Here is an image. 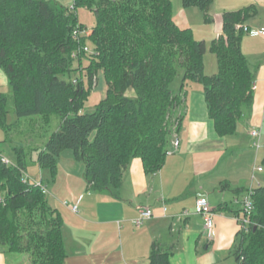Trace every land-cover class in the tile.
<instances>
[{
    "label": "trees",
    "instance_id": "obj_1",
    "mask_svg": "<svg viewBox=\"0 0 264 264\" xmlns=\"http://www.w3.org/2000/svg\"><path fill=\"white\" fill-rule=\"evenodd\" d=\"M212 3L181 0L184 9L199 10L204 23L212 21ZM77 8L95 14L90 34L79 41L72 33L85 28L77 21ZM253 13V7L223 13L222 32L207 47L191 30L176 26L170 0H73L71 8L54 0H0V69L11 90V95L0 93V129H12L6 125L9 100L18 121L39 117L47 126L57 117L58 130L37 151L38 168L54 178L59 158L70 151L74 162L83 164L90 191L118 198L122 171L132 159L139 158L147 174L164 165L175 126L172 110L182 103L171 90L180 73L182 85L202 86L215 133L236 132L251 110L254 84L241 47L244 33L236 26ZM86 43L92 55L82 51ZM207 50L216 59L213 75L205 73ZM76 71L78 76L70 78ZM100 71L105 96L85 113ZM13 152V166L0 160V248L28 256L29 264H64L62 217L40 188L23 181L24 149ZM260 166L263 183L253 190L249 231L238 233L236 264H264V158ZM241 214L240 208L234 217ZM149 263L170 264V253L153 244Z\"/></svg>",
    "mask_w": 264,
    "mask_h": 264
},
{
    "label": "crops",
    "instance_id": "obj_2",
    "mask_svg": "<svg viewBox=\"0 0 264 264\" xmlns=\"http://www.w3.org/2000/svg\"><path fill=\"white\" fill-rule=\"evenodd\" d=\"M249 7L254 8V13L243 26L256 30L264 28V0H213L209 10L211 23L203 22L198 9H184L181 0H175L172 19L178 28L191 30L194 39L208 47L222 32L223 13ZM241 47L256 87L251 110L238 122L233 135L219 137L215 133L202 86L189 81L182 85L181 75L175 90L171 88L180 94L182 103L172 110L175 126L168 149L174 140H178L179 145L173 154L166 156L158 172L147 174L141 160L132 159L122 171L118 198H112L107 192L90 191L83 180L84 170L79 169L80 174L75 175L76 162L72 155L66 158H63L64 153L61 155L52 180L58 192L59 186L62 185L63 190L66 183V201L54 198V205L60 208L51 207L62 217L64 264H150L153 244L170 253V264H236L234 253L240 238L234 216L240 211V202L246 192L263 183L262 173L254 172L250 158H242L253 151L255 161L263 149H254L250 131H260L261 144L264 37L244 34ZM204 66L206 75L216 73V64L215 68L210 65V70L205 62ZM6 88L10 89L8 80L0 69V93ZM106 90L105 84L98 95L100 100ZM61 160L65 167L63 173L59 170ZM41 171L38 168L40 177ZM201 194L206 196L214 213L212 240L208 239L204 220L195 214L196 198ZM75 205L77 213L71 211ZM141 207L152 208L154 215L141 228L134 229L131 220ZM183 212L187 215L183 216ZM23 255L7 253L0 248V264H29Z\"/></svg>",
    "mask_w": 264,
    "mask_h": 264
},
{
    "label": "rangeland",
    "instance_id": "obj_3",
    "mask_svg": "<svg viewBox=\"0 0 264 264\" xmlns=\"http://www.w3.org/2000/svg\"><path fill=\"white\" fill-rule=\"evenodd\" d=\"M55 1V0H54ZM171 3L175 0H170ZM60 2V1H59ZM63 3H59L60 5L64 6L65 8H71L72 4H73V0H63ZM174 5V3H173ZM77 21L80 25H82L87 32L91 31V29L93 28L94 24H95V14L89 10H86L84 8H77L76 11H74ZM201 15V14H200ZM86 45L88 46V48L92 49V46L89 43H86ZM89 55V54H87ZM204 62L205 65L208 67V69L210 70V65H214L215 68V64H216V59L215 56L209 52V50L206 51L205 55H204ZM87 66V62L84 61L83 62V67ZM74 70L77 69V65L76 63H74L73 65ZM216 70V69H214ZM214 72V71H213ZM84 73V72H83ZM78 72H72V74L70 75V78H75L78 76ZM182 75V73H180L176 79V81L172 84L171 88L172 90L177 87L178 83H179V78ZM96 85L95 88L92 87L93 92L89 95V97L86 100L85 103V107H84V112L88 113L91 112L94 107L95 104H98L100 99L98 97V95H100V89L102 90L104 88V79H103V75L102 73L98 75V77H96ZM97 87V88H96ZM1 93L6 94V95H11V90L10 89H2ZM129 96H131V92H128ZM6 125L7 126H12L11 130L9 132H4L3 129H0V151L3 154L4 157H6L8 160L14 162L15 160V154L13 152L14 148H20V149H24L25 153L24 155L27 158V162H28V167L27 170L25 172V174L30 178L31 181H35V182H42L43 186L46 187L47 191H48V199H49V203L51 206H55V208H60L59 205H54V198H56L57 200H60V202H64V200L66 201V197L65 195H67L66 192V183L64 184V188L63 190L61 189V186H59L58 191H55V187L53 185L54 181L52 180L48 170H42L41 171V175L42 177L39 176V172H38V168L35 164V159H36V153L38 150H40L43 147V144L45 143V141L48 139V137L56 132L58 130V125H59V120L57 117H53L52 121H50L49 125H44L41 121L39 117H31V118H23L20 121H18V117L16 116L15 113V109H14V105L12 100H9L8 104H7V114H6ZM262 147L263 149H261L258 158L254 161L253 160V156H254V152L251 151L252 153L249 155H246L242 158V159H246V158H250V163H251V167L255 166L254 168H256L257 166H260L261 164V160L264 158V130L262 131V141H261ZM30 149H36L32 152H29ZM71 155L70 151H66L63 154V158H66L67 156ZM253 160V161H252ZM75 175H79V169L84 170V166L81 163H75ZM59 170L60 172L63 173V169L64 167V162L63 160H61L60 164H59ZM65 175V173H64ZM64 177V176H63ZM68 202V201H67ZM57 204V203H56ZM3 250H5L4 248H2ZM27 258L28 263L29 262V258L26 255H23Z\"/></svg>",
    "mask_w": 264,
    "mask_h": 264
},
{
    "label": "built area",
    "instance_id": "obj_4",
    "mask_svg": "<svg viewBox=\"0 0 264 264\" xmlns=\"http://www.w3.org/2000/svg\"><path fill=\"white\" fill-rule=\"evenodd\" d=\"M236 29L237 30L242 29L244 34H248L251 36L264 37V28L256 30V29H249L243 25H237ZM89 34H90V31L87 32L86 29L81 30L79 28H76V29H74L72 36H73V39H75L76 41H79L80 37H87ZM82 51L85 54H89V55L93 54V51L90 48H88V46H83ZM80 52H81V48H78V51H76L72 54V58L76 59L77 55ZM96 80H97V78L94 77L93 82H92V87H94V88H95V85L97 83ZM255 87H256L255 84H253L252 90H254ZM250 137L254 140V143H253L254 149L256 151L260 150L262 148V146L260 144V131L258 129H252L250 131ZM178 145H179V141L174 140L172 142L171 147L169 149H167L166 156L173 154L177 150ZM0 160L5 166H13L12 161L8 160L3 155H0ZM254 172L263 173V168L261 166H257L256 168H254ZM23 181L33 185L34 187L40 188L42 190L43 194L48 195L47 189L43 186L41 181L40 182L31 181L30 178L26 174H23ZM252 195H253V190H249L245 194V196L242 198V200L240 202L242 214L239 217L235 218V220L239 226V231L243 232V233H247L249 231V227L251 225L249 218H250L252 211H253ZM77 210H78L77 205L71 207V211L73 213H77ZM163 210L165 211V208ZM195 214L201 216L202 219L204 220V225H205V229L207 231L208 239L212 240L214 235H215L214 213H213L212 209L209 207L206 196H204L202 194L198 195V197L196 198ZM153 215H154V211L152 208H150V207L139 208L137 216L131 220V224H132L133 228L134 229L141 228L148 220H150L153 217ZM182 215L185 216V215H187V213L183 212Z\"/></svg>",
    "mask_w": 264,
    "mask_h": 264
}]
</instances>
